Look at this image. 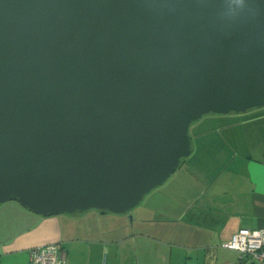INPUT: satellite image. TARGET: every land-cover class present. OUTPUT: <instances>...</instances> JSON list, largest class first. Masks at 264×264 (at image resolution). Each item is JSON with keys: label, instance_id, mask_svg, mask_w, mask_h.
Segmentation results:
<instances>
[{"label": "water", "instance_id": "obj_1", "mask_svg": "<svg viewBox=\"0 0 264 264\" xmlns=\"http://www.w3.org/2000/svg\"><path fill=\"white\" fill-rule=\"evenodd\" d=\"M260 107L264 0H0V205L124 215Z\"/></svg>", "mask_w": 264, "mask_h": 264}, {"label": "crops", "instance_id": "obj_2", "mask_svg": "<svg viewBox=\"0 0 264 264\" xmlns=\"http://www.w3.org/2000/svg\"><path fill=\"white\" fill-rule=\"evenodd\" d=\"M188 136L189 155L124 215L42 217L12 201L28 227L0 226V264H28L29 249L48 244L66 264H253L220 244L239 229L264 230V107L208 114ZM71 221L83 230H66Z\"/></svg>", "mask_w": 264, "mask_h": 264}, {"label": "built area", "instance_id": "obj_3", "mask_svg": "<svg viewBox=\"0 0 264 264\" xmlns=\"http://www.w3.org/2000/svg\"><path fill=\"white\" fill-rule=\"evenodd\" d=\"M220 247L236 252L241 259H248L253 264H264V230L239 229ZM28 254V264H66L58 244L35 246L29 249Z\"/></svg>", "mask_w": 264, "mask_h": 264}, {"label": "rangeland", "instance_id": "obj_4", "mask_svg": "<svg viewBox=\"0 0 264 264\" xmlns=\"http://www.w3.org/2000/svg\"><path fill=\"white\" fill-rule=\"evenodd\" d=\"M204 116H208V115H204ZM204 116L201 117V119L204 118ZM193 123H191L189 126V134L190 135L192 133ZM182 159H184V158H182ZM11 204H15V203H13L12 201L7 202L6 204H4L2 206V211L0 212L1 221L3 220V222H1V224H0L2 233H4V232L12 233L13 231H19V229L22 230L23 228H25L24 226L28 227L27 218L25 216H20L21 215L20 213H15L13 206ZM27 213H25V214H27ZM5 225L6 226L8 225L9 229H8V227L5 228L4 227ZM66 230H68V231L73 230L75 232L82 231L83 226H82V224H80L79 227H77V225H75L73 223V221H71L70 224L66 227ZM78 237H79V235L77 234L75 238H78Z\"/></svg>", "mask_w": 264, "mask_h": 264}, {"label": "clouds", "instance_id": "obj_5", "mask_svg": "<svg viewBox=\"0 0 264 264\" xmlns=\"http://www.w3.org/2000/svg\"><path fill=\"white\" fill-rule=\"evenodd\" d=\"M228 3L233 7H243L244 0H228Z\"/></svg>", "mask_w": 264, "mask_h": 264}]
</instances>
